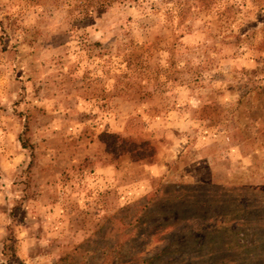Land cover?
<instances>
[{"label":"rangeland","instance_id":"374dc122","mask_svg":"<svg viewBox=\"0 0 264 264\" xmlns=\"http://www.w3.org/2000/svg\"><path fill=\"white\" fill-rule=\"evenodd\" d=\"M0 264H264V0H0Z\"/></svg>","mask_w":264,"mask_h":264}]
</instances>
